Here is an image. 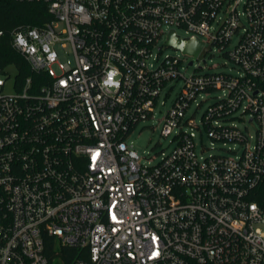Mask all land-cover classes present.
<instances>
[{
    "label": "built area",
    "instance_id": "obj_1",
    "mask_svg": "<svg viewBox=\"0 0 264 264\" xmlns=\"http://www.w3.org/2000/svg\"><path fill=\"white\" fill-rule=\"evenodd\" d=\"M18 1L52 18L10 32L33 75H0V264H54L50 237L70 264H264V0ZM172 32L238 74L183 75ZM181 78L156 120L171 150L140 156L129 137Z\"/></svg>",
    "mask_w": 264,
    "mask_h": 264
},
{
    "label": "rangeland",
    "instance_id": "obj_2",
    "mask_svg": "<svg viewBox=\"0 0 264 264\" xmlns=\"http://www.w3.org/2000/svg\"><path fill=\"white\" fill-rule=\"evenodd\" d=\"M178 34L182 37H190V35L186 34L184 30L179 29ZM209 49V46H206ZM212 51L204 52L200 54L198 57L194 55H184V52L180 49H175L173 47H165L161 52V57H165L166 55H178L183 58L181 72L183 75L189 77L193 72H224L231 73L233 75H237L239 72L238 67H236L233 62H231L227 56H225L218 47L211 46ZM62 61H66L68 58L66 56L60 58ZM206 60V62H204ZM193 61L192 65H189V62ZM202 66V68H198ZM17 74V68L13 65H10L6 68L4 73H0L2 77L6 79V84L4 91L6 93L15 92V77ZM185 80L184 78L179 79L175 82L174 86L168 90L165 89L157 106L155 108L156 115L155 120H147L145 122H141L135 129V131L129 137V141H132L135 149L138 151L140 156L142 157H154L159 156L162 151H169L172 148L170 144V137H164L161 134V127L156 122L157 119H160L164 116L165 112L171 107L173 100L176 95L179 94L182 87L184 86ZM214 101V98H209L204 101L200 107L197 108L196 112V120L198 121L201 115L205 112L207 107ZM195 107H193L194 110ZM245 122H248L249 116H245ZM240 126H244V123H238ZM249 129L252 132V125L249 124ZM201 137V138H200ZM197 150L200 151L201 148L204 149L206 154H219L226 153L228 149H238V145H234L232 143H227L223 145L221 142H216L211 140L207 134L203 133L202 135L198 133V137L196 139Z\"/></svg>",
    "mask_w": 264,
    "mask_h": 264
},
{
    "label": "trees",
    "instance_id": "obj_3",
    "mask_svg": "<svg viewBox=\"0 0 264 264\" xmlns=\"http://www.w3.org/2000/svg\"><path fill=\"white\" fill-rule=\"evenodd\" d=\"M47 5L43 2H27L18 0H0V30L5 33L0 38V73L13 65L17 68V84L21 83L28 75H33L24 57L16 51L10 42V32L23 24L43 25L51 19ZM264 197V183L260 187ZM76 248L59 246L53 238H48L46 253L52 263L70 264L75 258Z\"/></svg>",
    "mask_w": 264,
    "mask_h": 264
},
{
    "label": "water",
    "instance_id": "obj_4",
    "mask_svg": "<svg viewBox=\"0 0 264 264\" xmlns=\"http://www.w3.org/2000/svg\"><path fill=\"white\" fill-rule=\"evenodd\" d=\"M167 44L175 48H179L188 54L194 55L195 57H197L202 47V42L198 41V39L194 38L190 41H182L175 35L174 32L170 34Z\"/></svg>",
    "mask_w": 264,
    "mask_h": 264
}]
</instances>
